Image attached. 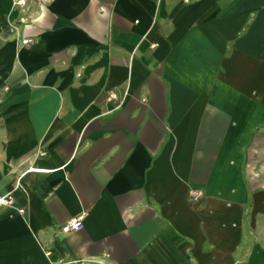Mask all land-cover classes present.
Returning a JSON list of instances; mask_svg holds the SVG:
<instances>
[{"label": "crops", "instance_id": "crops-1", "mask_svg": "<svg viewBox=\"0 0 264 264\" xmlns=\"http://www.w3.org/2000/svg\"><path fill=\"white\" fill-rule=\"evenodd\" d=\"M7 192L0 264H264V0H0Z\"/></svg>", "mask_w": 264, "mask_h": 264}, {"label": "built area", "instance_id": "built-area-1", "mask_svg": "<svg viewBox=\"0 0 264 264\" xmlns=\"http://www.w3.org/2000/svg\"><path fill=\"white\" fill-rule=\"evenodd\" d=\"M30 39L24 38L22 40L23 43H28ZM40 155H44L45 151L40 150ZM202 192L200 190L192 189L190 192V196L192 199L196 200L201 196ZM3 206H15V200L11 192H7L4 194H0V207ZM20 212H25V208H18ZM84 226V215H79L77 217L69 218L65 223L60 226V230L62 232L68 233L72 231L79 230ZM71 263L76 264H103L100 259L97 258H82V259H74L70 261Z\"/></svg>", "mask_w": 264, "mask_h": 264}]
</instances>
